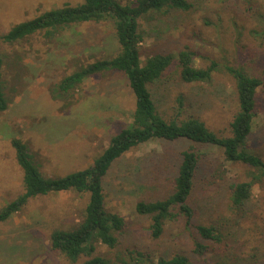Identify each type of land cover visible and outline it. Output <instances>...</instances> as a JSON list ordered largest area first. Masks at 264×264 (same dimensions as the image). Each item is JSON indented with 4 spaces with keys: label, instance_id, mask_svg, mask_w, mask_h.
Returning a JSON list of instances; mask_svg holds the SVG:
<instances>
[{
    "label": "rangeland",
    "instance_id": "1",
    "mask_svg": "<svg viewBox=\"0 0 264 264\" xmlns=\"http://www.w3.org/2000/svg\"><path fill=\"white\" fill-rule=\"evenodd\" d=\"M116 1L128 4L133 0ZM190 1L193 6L188 12L139 21L143 31L140 59L188 48L195 53L197 67H206L210 60L219 64L236 60L250 75L262 77L249 148L264 159V36L256 40L250 34L257 25V3L258 11L264 13V2ZM82 3L0 0V33L45 11ZM248 8L249 13L245 12ZM260 20L264 22V16ZM117 51L110 21L74 23L54 36L40 32L19 42L0 44L1 83L7 100L6 109L0 111V209L22 193V171L11 139L18 138L27 146L44 176L60 177L89 166L110 137L130 122L134 99L121 74L96 75L71 90H59L60 81L68 74ZM150 91L164 119L193 117L214 133L228 135L236 98L231 79L222 72L214 73L208 82L188 84L180 80L174 64L150 85ZM170 146L176 152L186 142ZM165 147L166 142L156 140L139 145L103 177L105 207L121 215L128 228L116 249L110 251L98 244L97 253L110 264H120L117 253L129 250L144 251L154 259L180 252L191 264H264V180L253 186L252 198L243 209L234 211L228 203L229 185L248 180L250 169L224 162L215 148L199 150L204 165L192 197L193 222L218 227L223 235L221 247L215 246L204 258L197 256L192 250L191 227L182 218L167 223L160 238L149 235V218L135 213L134 205L140 199L161 197L169 189L167 169L160 172L155 168ZM86 200L87 196L74 192L29 199L19 212L0 221V264H68L49 248V235L78 222Z\"/></svg>",
    "mask_w": 264,
    "mask_h": 264
},
{
    "label": "trees",
    "instance_id": "2",
    "mask_svg": "<svg viewBox=\"0 0 264 264\" xmlns=\"http://www.w3.org/2000/svg\"><path fill=\"white\" fill-rule=\"evenodd\" d=\"M192 6L190 0H133L128 4H121L116 0H83L77 6L66 5L45 11L5 33H0V44H10L40 32L54 36L74 23L110 21L118 45L116 54L71 72L60 81L59 90H71L96 75L118 73L125 78L134 99L130 122L110 137L108 145L93 162L83 169L60 177L44 176L34 163L27 146L18 138L11 139L15 161L22 171V193L0 209V221L7 220L19 212L29 199L38 196L59 192L85 195L87 200L80 220L67 228L54 229L49 235V248L62 255L68 264H110L103 255L97 253L96 247L100 244L110 251L116 249L128 224L121 215L106 209L103 177L126 153L156 140L167 143L155 168L160 172L163 168L167 169L169 189L161 197L138 200L134 205L135 213L149 218L147 232L153 239L160 238L167 223L182 218L192 230V250L201 258L215 246L221 247L223 235L218 227L193 222L195 209L192 197L204 165L199 150L202 147L215 148L220 151L224 162L241 164L250 169L248 180L229 185L230 208L234 211L242 210L252 198L253 186L264 180V159L249 148L257 93L262 87L263 79L250 75L244 64L236 60L222 64L210 60L206 67H197L194 64L195 53L188 48L179 49L175 54L155 52L141 61L140 43L143 31L140 30L139 21H154L173 12H188ZM259 6L260 3H257L258 10ZM249 9L251 8L245 12L249 13ZM257 11L254 18L257 25L250 31L256 40L264 36V22L260 20L264 13ZM236 23L234 18V26ZM259 27L261 29L257 31ZM174 64L178 67L180 80L188 84L208 82L217 72H222L231 79L236 112L229 122L228 135L214 133L197 118L178 120L176 117L166 120L159 114L150 85L162 78ZM1 65L0 57V69ZM178 103L182 104L180 98ZM6 107L0 70V111H4ZM185 142L186 146L179 151L173 152L170 149L171 144ZM116 261L120 264H191L189 257L180 252L159 255L154 259L149 253L137 250L117 253ZM205 264L219 263L209 261Z\"/></svg>",
    "mask_w": 264,
    "mask_h": 264
}]
</instances>
